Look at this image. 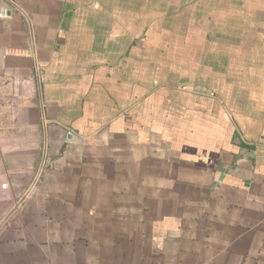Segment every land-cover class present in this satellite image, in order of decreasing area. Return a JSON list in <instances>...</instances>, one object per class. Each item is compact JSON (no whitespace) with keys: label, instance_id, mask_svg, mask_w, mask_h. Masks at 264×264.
Segmentation results:
<instances>
[{"label":"crops","instance_id":"0c3cea01","mask_svg":"<svg viewBox=\"0 0 264 264\" xmlns=\"http://www.w3.org/2000/svg\"><path fill=\"white\" fill-rule=\"evenodd\" d=\"M0 5V264H264V0Z\"/></svg>","mask_w":264,"mask_h":264},{"label":"built area","instance_id":"2783aa9c","mask_svg":"<svg viewBox=\"0 0 264 264\" xmlns=\"http://www.w3.org/2000/svg\"><path fill=\"white\" fill-rule=\"evenodd\" d=\"M10 10L9 8L0 5V19H6L10 17Z\"/></svg>","mask_w":264,"mask_h":264}]
</instances>
